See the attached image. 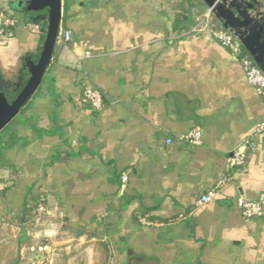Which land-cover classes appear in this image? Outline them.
<instances>
[{"label": "crops", "instance_id": "crops-1", "mask_svg": "<svg viewBox=\"0 0 264 264\" xmlns=\"http://www.w3.org/2000/svg\"><path fill=\"white\" fill-rule=\"evenodd\" d=\"M16 2L0 0L18 20L0 36L6 96L42 45L23 24L46 17ZM207 11L203 0H62L59 31L71 37L56 40L40 85L0 135V223L19 232L31 261L264 264V201L251 218L236 203L264 197V130L254 131L264 105L234 52L206 32L185 34ZM85 84L103 92L99 110L81 101ZM193 127L201 145L176 139ZM248 137L245 163L230 168Z\"/></svg>", "mask_w": 264, "mask_h": 264}, {"label": "water", "instance_id": "water-1", "mask_svg": "<svg viewBox=\"0 0 264 264\" xmlns=\"http://www.w3.org/2000/svg\"><path fill=\"white\" fill-rule=\"evenodd\" d=\"M223 28L232 30L253 61L264 72V15L256 0H203ZM26 4V5H25ZM16 5L44 12L46 31L36 57L26 60L28 77L21 89L6 96L0 92V131L16 117L40 85L51 61L62 12V0H17Z\"/></svg>", "mask_w": 264, "mask_h": 264}, {"label": "built area", "instance_id": "built-area-1", "mask_svg": "<svg viewBox=\"0 0 264 264\" xmlns=\"http://www.w3.org/2000/svg\"><path fill=\"white\" fill-rule=\"evenodd\" d=\"M213 15L208 9L200 18H198L186 31L185 34L208 33L212 38L217 40L222 46L229 48L239 57L244 76L248 84L255 90L261 98L264 105V72L253 61L248 53H241V43L232 30L223 28L219 23H214ZM18 20L6 12L0 10V36L12 34L13 28L17 25ZM23 27L30 29L32 32L40 33V25L38 23H24ZM71 34L69 31H58L57 41L64 42L69 40ZM103 92L93 85L85 84L82 89L81 101L89 105L94 110H99L103 105ZM264 130V122L259 123L255 132ZM178 141L193 146L202 144V131L199 127H193L188 131L181 133L176 138ZM171 139H167L166 143H170ZM252 147V142L248 137L238 147L231 152L229 160L230 168L242 166L247 158L248 150ZM123 180L126 176L123 175ZM5 187L4 182H0V190ZM214 191L209 190L200 195L197 204L201 205L208 202L213 196ZM264 197L259 196L257 199L238 198L237 206L244 217L251 218L259 216L263 213Z\"/></svg>", "mask_w": 264, "mask_h": 264}, {"label": "rangeland", "instance_id": "rangeland-1", "mask_svg": "<svg viewBox=\"0 0 264 264\" xmlns=\"http://www.w3.org/2000/svg\"><path fill=\"white\" fill-rule=\"evenodd\" d=\"M19 115L14 117L12 121H17ZM19 232L17 230H9L4 223H0V264H43L40 261L38 254L33 257V261L28 258L25 250H23V242L19 239Z\"/></svg>", "mask_w": 264, "mask_h": 264}, {"label": "trees", "instance_id": "trees-1", "mask_svg": "<svg viewBox=\"0 0 264 264\" xmlns=\"http://www.w3.org/2000/svg\"><path fill=\"white\" fill-rule=\"evenodd\" d=\"M213 19H214V20H213L214 23L219 24V21H218L216 18L213 17ZM38 24L40 25L39 39H40V42L43 43L44 36H45V31H46V17H45V19L43 20V22H38ZM241 53H247V51L245 50V48H244L243 46H241ZM33 58H34V57H33ZM24 82H25V81H23L22 83H20V84L18 85V87L16 88V90H15V92H14L15 94L21 89V87L23 86ZM26 105H27V103L23 106V108L20 110V113H19L18 115H21V114H22V112L24 111V107H25ZM6 131H7V126L4 127V128L0 131V135L3 134V133L6 132ZM6 145H7V144H6ZM4 147H6V146L0 147V162H2V163L5 162V156H4V153H3V151H1ZM0 182H4V183H5V181H4L3 179H0ZM6 189H7V187L5 186L2 190H0V195H1V194H4V192L6 191ZM101 246H102L104 252H106L107 249H106V247L104 246V244H101ZM104 256H105V259H104V261H103L102 263H100V264H106L105 260H106L107 254L105 253Z\"/></svg>", "mask_w": 264, "mask_h": 264}]
</instances>
